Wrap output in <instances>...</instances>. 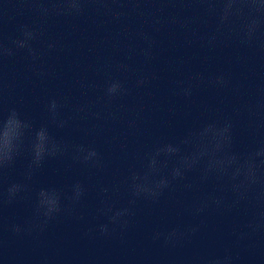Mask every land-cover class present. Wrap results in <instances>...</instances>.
<instances>
[{"label":"clouds","instance_id":"obj_1","mask_svg":"<svg viewBox=\"0 0 264 264\" xmlns=\"http://www.w3.org/2000/svg\"><path fill=\"white\" fill-rule=\"evenodd\" d=\"M52 2L53 8L59 5H67L70 10L78 12L83 0H52ZM204 2L208 3L209 11L217 14L218 23L221 26L231 23L234 17L242 19L244 21L245 42L250 41L256 32L264 27V0H204ZM217 3L220 5L219 8L214 7ZM35 38L33 31L22 29L21 37L13 40L12 44L17 49L27 48L28 52L34 57L35 51L30 42ZM51 47L52 45H49V48ZM11 55H13V49L0 44V59ZM216 82L221 85L225 84L223 77L217 78ZM122 90L121 83L113 81L108 84L106 94L112 97ZM185 94L190 93L186 91ZM48 107L55 121L58 109L57 101L55 99L51 100ZM58 126L64 127V122L61 121ZM207 129L212 130V135L203 136L201 133ZM28 137L32 138L29 145L32 154V160L29 164V179L31 178V169L33 167L38 168L45 156H55L63 150L62 146L49 135L46 126L34 129L32 122L22 119L17 109H8L6 115H0V172L14 163L23 151L25 140ZM181 145L187 146L190 153L184 154ZM77 152H86V155L83 156L85 162L98 155L94 149H85L83 146L78 147ZM161 154L169 158L178 157L177 166L171 170L172 180L182 179L185 171H191L197 164H202L203 179L207 180L210 176H215L217 179L227 178L231 182L232 191L237 194L239 199L244 198L242 188L250 189L260 184L262 177H264V141L246 152L236 151L234 149L233 123L231 120H225L222 124L209 123L199 129L191 130L179 145L167 144L157 148L149 160V170L143 176L144 183L134 184L135 196L145 194L148 197L156 198L163 189L170 186L171 181L166 176L161 177L158 181L150 180V175L159 171L157 157ZM75 159H80V156L77 155ZM164 166H167L166 162ZM137 178L135 175L132 177L134 181ZM23 187L21 184H12L7 190L8 201L11 202L15 199ZM73 193L70 199L78 202L83 195V189L79 183L73 185ZM38 197L36 215L37 217L42 215L45 218L44 223H47L48 220L62 211L60 193L57 190L41 189ZM212 202L219 206L221 200L213 199ZM207 206V202H205L204 205L196 209V212H203ZM104 211L106 213L112 212L111 208ZM126 215H129V209H120L113 212L109 220L111 223L116 224ZM124 224L126 225L127 221H124ZM250 227L255 230V227L258 226L250 225ZM12 230L18 233L21 229L18 225H14ZM100 231L101 233H107L108 226L101 225ZM191 231L195 232L196 229L192 228ZM161 235L163 234L157 233L155 238L158 239ZM183 235V232L173 229L165 237V240L168 242ZM229 261L230 257L225 256L223 259L218 258L211 261L210 264H229Z\"/></svg>","mask_w":264,"mask_h":264}]
</instances>
